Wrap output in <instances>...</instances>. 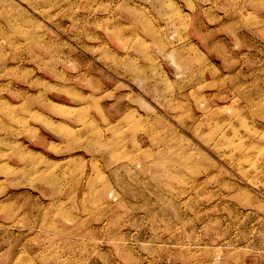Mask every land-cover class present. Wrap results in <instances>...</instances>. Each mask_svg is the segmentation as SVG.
Masks as SVG:
<instances>
[{
    "label": "rangeland",
    "instance_id": "rangeland-1",
    "mask_svg": "<svg viewBox=\"0 0 264 264\" xmlns=\"http://www.w3.org/2000/svg\"><path fill=\"white\" fill-rule=\"evenodd\" d=\"M0 264H264V0H0Z\"/></svg>",
    "mask_w": 264,
    "mask_h": 264
}]
</instances>
